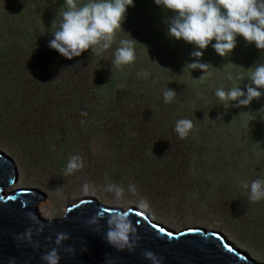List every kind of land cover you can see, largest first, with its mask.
Masks as SVG:
<instances>
[{
  "label": "rangeland",
  "instance_id": "1",
  "mask_svg": "<svg viewBox=\"0 0 264 264\" xmlns=\"http://www.w3.org/2000/svg\"><path fill=\"white\" fill-rule=\"evenodd\" d=\"M62 5L0 0V154L17 172L5 192L37 190L47 221L82 200L141 210L170 231L222 233L264 264V200L252 202L241 186L264 180V95L240 107L215 95L236 86L246 92L249 68L264 62V51L238 37L228 56L204 50L207 74L191 70L195 48L167 35L169 13L154 0H134L109 49L69 60L49 47ZM121 39L133 40L136 60L116 68ZM145 70L147 78L137 75ZM168 88L176 90L171 103ZM179 119L194 125L183 139ZM73 155L84 167L65 176ZM108 183L122 186L123 197L105 191Z\"/></svg>",
  "mask_w": 264,
  "mask_h": 264
},
{
  "label": "clouds",
  "instance_id": "2",
  "mask_svg": "<svg viewBox=\"0 0 264 264\" xmlns=\"http://www.w3.org/2000/svg\"><path fill=\"white\" fill-rule=\"evenodd\" d=\"M169 15L165 18L167 35L176 40H183L195 48L190 53L194 58L186 63L185 67L191 70H203L207 74L210 63H202L204 50L209 45L220 56L230 55L237 46V38L243 37L247 43L264 51V0H154ZM60 12L61 20L57 30L52 33L49 47L58 51L62 56L71 60L79 57L91 49L92 55H99L109 49L114 42L117 31L126 20L127 9L134 6V0H87V3L78 5L76 0H64ZM54 24H52V27ZM133 40H135L133 38ZM133 40L121 39L120 46L115 50L112 65L122 68L134 63L136 52ZM215 41V43H213ZM250 70L249 83L246 92L240 87L229 90L218 88L215 95L223 102H236L237 107L248 106L253 99L264 95V62L255 63ZM147 78L149 73H137ZM202 75L200 78H202ZM176 96V90L168 88L163 92L166 103H171ZM194 127L189 119L176 121L175 131L181 139L187 137ZM84 167L83 159L79 155L69 158L63 175H71ZM244 189L249 190V199L252 202L264 200V180L256 179L249 185L242 182ZM83 190L88 192L90 186L85 183ZM94 191V189H92ZM105 191L115 194L119 200L123 197L124 188L114 183H108ZM129 191L136 194L135 185H129ZM140 206L147 208V201H141ZM102 218L100 213L93 216L89 223L98 224ZM108 229L105 239L121 250H133L130 236L135 229L127 215L114 212L107 219ZM68 239V234L58 233L56 244ZM145 256L160 264L154 253L145 252ZM41 259L45 264H59L60 256L56 248L45 252Z\"/></svg>",
  "mask_w": 264,
  "mask_h": 264
},
{
  "label": "water",
  "instance_id": "3",
  "mask_svg": "<svg viewBox=\"0 0 264 264\" xmlns=\"http://www.w3.org/2000/svg\"><path fill=\"white\" fill-rule=\"evenodd\" d=\"M17 177L16 168L0 154V264H45L42 255L56 248L59 264H155L145 252L155 254L160 264H259L230 244L222 233L203 229L175 232L155 223L147 213L110 208L97 200H82L67 208L62 219L47 221L39 213L45 199L37 190L7 194ZM121 212L131 220L133 250H121L105 239L107 219ZM100 213L98 224L90 219ZM68 239L56 244L57 234Z\"/></svg>",
  "mask_w": 264,
  "mask_h": 264
}]
</instances>
